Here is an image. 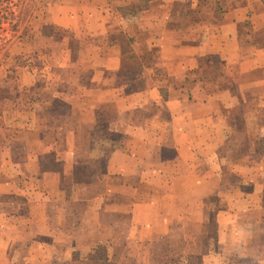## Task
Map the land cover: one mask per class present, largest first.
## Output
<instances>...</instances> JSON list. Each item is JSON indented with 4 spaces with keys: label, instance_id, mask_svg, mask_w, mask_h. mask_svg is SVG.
Here are the masks:
<instances>
[{
    "label": "rangeland",
    "instance_id": "obj_1",
    "mask_svg": "<svg viewBox=\"0 0 264 264\" xmlns=\"http://www.w3.org/2000/svg\"><path fill=\"white\" fill-rule=\"evenodd\" d=\"M146 1L129 10L145 8ZM70 4H75V0H0V176L4 178V182L0 181V198H4L0 208L7 213L3 223H41L48 213L52 224L50 232L47 226L35 233L25 232L17 242L22 247L13 245L15 242L8 237L7 245L2 243L0 264L222 261L215 216L225 207L226 190L241 194L256 189L257 183L264 193V168L259 165L264 166V138L259 139V146L256 141L257 152L248 151L253 145L249 138L235 136L227 142L216 136L205 139L218 146L232 142L231 153H222L219 158L227 167L218 168L217 162L215 168L219 178L228 181L227 186H194L193 193H186L185 189L177 193L180 187H151L137 179L131 185L123 174L109 180L108 161L115 150L129 151L133 140L130 134L135 130L123 122L129 107L124 104L126 100H121L123 104L109 103L113 98L108 92L104 97L107 104L99 107V92L81 88L86 82L91 83L92 72L87 68L78 72L72 65L76 61L64 59L72 34L54 23L53 5L62 13L60 22L71 26L79 14L70 12ZM134 33L141 40L149 37V31L138 25ZM80 64L88 65L81 60L76 66ZM150 125L159 124L151 121ZM149 146L154 169L183 170L179 161H163L174 155L173 151L163 154V147L161 153L163 136L152 137ZM89 158L93 175L81 182L85 173L82 164L88 163ZM209 190L210 195H205ZM135 196H140L137 204L147 197L152 210H136ZM87 197L97 199L87 203ZM70 201L73 204L67 206L65 203ZM144 213L148 215L146 220ZM69 214L70 231H65L64 219ZM242 262L246 263L231 257L232 264Z\"/></svg>",
    "mask_w": 264,
    "mask_h": 264
},
{
    "label": "crops",
    "instance_id": "obj_2",
    "mask_svg": "<svg viewBox=\"0 0 264 264\" xmlns=\"http://www.w3.org/2000/svg\"><path fill=\"white\" fill-rule=\"evenodd\" d=\"M138 3L142 0H75L70 12L79 18L71 26L60 22L62 13L53 5L54 23L72 34L64 59L76 61L72 65L78 72L86 68L92 72L91 83L81 88L99 92V107L107 104L104 97L108 92L113 98L109 103L125 99L129 106L123 122L135 130L130 134L133 140L129 151L115 150L108 161L107 177L123 174L131 185L137 179L151 187H180L177 193L183 189L193 193L194 186H227L228 181L220 179L215 168L222 153H231L232 142L218 146L205 139L216 136L227 142L241 136L253 143L248 151L257 152L256 141L259 146V139L264 138V0H147L145 8L131 12ZM135 25L145 27L149 37L138 38ZM81 60L87 67L76 66ZM151 121L158 127L150 125ZM161 136V153L162 147L163 154L174 152L169 159L163 156V161H179L183 170L153 168L147 148L152 137ZM82 165L81 182L93 175L90 158ZM221 167H227L225 162H219ZM256 186L241 194L227 190L223 194L225 207L215 216L223 258L215 264H232V256L246 261L242 264H264V193ZM137 198L140 196L134 197L136 210H152L147 197L138 204ZM94 199L97 197H87L86 201ZM6 215L0 208V250L8 237L13 245L22 247L17 242L25 232L35 233L46 226L50 232L48 213L41 223L23 221L13 226L3 223ZM71 218L69 214L64 219L65 231H70Z\"/></svg>",
    "mask_w": 264,
    "mask_h": 264
}]
</instances>
